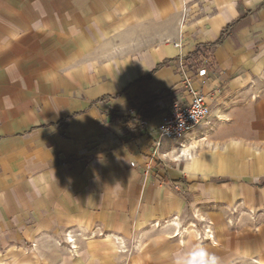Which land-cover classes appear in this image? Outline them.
Instances as JSON below:
<instances>
[{"label":"crops","instance_id":"0c3cea01","mask_svg":"<svg viewBox=\"0 0 264 264\" xmlns=\"http://www.w3.org/2000/svg\"><path fill=\"white\" fill-rule=\"evenodd\" d=\"M237 21L196 82L209 121L158 146L148 128L170 111L178 60ZM157 154L183 164L179 177L154 169ZM157 172L264 211V0H0V264L55 263L44 249L59 261L62 232L124 231L126 174ZM229 233L231 259L264 264V223Z\"/></svg>","mask_w":264,"mask_h":264},{"label":"rangeland","instance_id":"374dc122","mask_svg":"<svg viewBox=\"0 0 264 264\" xmlns=\"http://www.w3.org/2000/svg\"><path fill=\"white\" fill-rule=\"evenodd\" d=\"M182 88L180 85L176 93L172 92L173 99L165 103L166 109L179 94L185 93ZM164 117V111L155 114L148 129L155 130ZM173 150L174 146L170 151ZM156 157L154 169L165 168V174L168 168L174 179L184 170L183 164L173 162L172 157ZM127 176L124 231L115 233L98 226L88 232H62L59 261L52 250L44 249L49 261L55 260L46 264H175L178 254L187 255L197 246L217 256L219 264H251L244 258L231 259L229 230L259 227L264 223V211L251 215L242 207L230 210L203 200L199 192H184L173 184H164L159 172L152 178L143 173L133 178ZM116 236L124 245L115 244Z\"/></svg>","mask_w":264,"mask_h":264},{"label":"built area","instance_id":"2783aa9c","mask_svg":"<svg viewBox=\"0 0 264 264\" xmlns=\"http://www.w3.org/2000/svg\"><path fill=\"white\" fill-rule=\"evenodd\" d=\"M177 70L186 95L172 103L169 113L159 124L158 146L163 141L179 143L187 139L200 125L207 123L212 114L208 96L202 91V87L196 86V82L216 73L214 49L200 48L192 56L181 57ZM131 113L136 115L134 110ZM137 123L140 128L147 126L144 119H137ZM131 166L135 168L136 164L132 163Z\"/></svg>","mask_w":264,"mask_h":264},{"label":"clouds","instance_id":"9594fccd","mask_svg":"<svg viewBox=\"0 0 264 264\" xmlns=\"http://www.w3.org/2000/svg\"><path fill=\"white\" fill-rule=\"evenodd\" d=\"M175 264H219V258L197 246L187 255L178 254Z\"/></svg>","mask_w":264,"mask_h":264},{"label":"trees","instance_id":"16d2710c","mask_svg":"<svg viewBox=\"0 0 264 264\" xmlns=\"http://www.w3.org/2000/svg\"><path fill=\"white\" fill-rule=\"evenodd\" d=\"M245 18V17H244ZM239 22L240 21H237V22H234V23H232V24H230V25H228L223 31H222V34H221V37H220V39L216 42V43H214V44H205V45H203V46H200L198 49H200V48H206V47H210V49H214L216 46H218V45H220L227 37H229L232 33H234L238 28H239ZM238 25V26H237ZM197 49V50H198ZM196 50V51H197ZM195 51V52H196ZM194 52V53H195ZM162 68V66H158L152 73H155V72H157V71H159L160 69ZM155 100H158V98H155L154 99V101ZM153 101V102H154ZM153 102H151V103H148V104H146L145 105V110L143 111V113H141L142 114V116L140 117V118H144V117H147V114L148 113H150L152 110H151V105H152V103ZM144 116V117H143ZM114 120H116V121H118V120H120V118L119 117H114L113 118ZM167 182H170V181H168L167 180ZM174 183H175V185H178V186H183L184 188H185V186H184V182L183 181H181V180H178V181H173Z\"/></svg>","mask_w":264,"mask_h":264},{"label":"bare ground","instance_id":"6f19581e","mask_svg":"<svg viewBox=\"0 0 264 264\" xmlns=\"http://www.w3.org/2000/svg\"><path fill=\"white\" fill-rule=\"evenodd\" d=\"M184 140L180 141V142H183Z\"/></svg>","mask_w":264,"mask_h":264}]
</instances>
